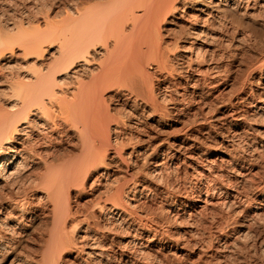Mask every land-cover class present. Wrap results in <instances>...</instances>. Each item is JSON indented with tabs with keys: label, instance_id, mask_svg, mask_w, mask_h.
<instances>
[{
	"label": "bare ground",
	"instance_id": "bare-ground-1",
	"mask_svg": "<svg viewBox=\"0 0 264 264\" xmlns=\"http://www.w3.org/2000/svg\"><path fill=\"white\" fill-rule=\"evenodd\" d=\"M42 5L6 29L0 21V264L230 261L231 247L254 236L264 190L256 195L261 207L241 206L243 187L234 184L254 176L238 169L231 175L230 160L208 156L207 142L221 143V137L264 150V56L231 82L227 97L229 68L222 61L249 34L237 32L243 24L234 15L262 17L264 0ZM254 82L256 88L244 89ZM71 137L78 140L73 157L64 153ZM111 144L120 146L112 155ZM236 144L226 147L227 157L237 153ZM179 163L188 169L181 172ZM225 180L230 189L217 186ZM250 182L244 187L256 186ZM100 184L85 210L72 201L74 190L81 195ZM154 196L165 202H151ZM40 200L52 204V225L30 260L21 245L39 218ZM209 205L239 210L243 221L227 217L203 238L194 217ZM171 221L187 227L172 232ZM255 233L247 246L258 245L263 254V236Z\"/></svg>",
	"mask_w": 264,
	"mask_h": 264
},
{
	"label": "rangeland",
	"instance_id": "rangeland-1",
	"mask_svg": "<svg viewBox=\"0 0 264 264\" xmlns=\"http://www.w3.org/2000/svg\"><path fill=\"white\" fill-rule=\"evenodd\" d=\"M66 1H70V0H35V1L34 0H6L5 3H7V4H4L3 3L4 8H3L2 11L0 9V12H1L0 13V21L2 22V24L4 23L3 24L4 27L6 25H7L6 27H8V23L12 19H14L16 17H19L21 15L22 16H25V15H28V14H32V13L34 14V13H36L35 11H37L38 9H40L43 6L42 4H45V5H50V4H56L57 5L58 4L59 5L58 7L62 9L63 8V3L66 2ZM92 3L93 2H90L88 5H90ZM42 8H44V7H42ZM61 9H58L59 11H61V14L58 15V16L61 15L60 18L62 16H64V12L62 13V10L63 9L62 10ZM58 16H57V18H59ZM234 16H235V18L237 17L236 19L239 20V23H242L245 26V27H243V25H241V27H239L237 29V32L238 33L239 32L240 33L241 32H247L249 34H248V36H245L246 38H244V40H243L245 42L241 43L240 46H237V48H235V49H230V51H229L230 53H228V51H227V56L224 58V60H222L225 64H227V68H229L228 74H227L228 77H229L228 80H227V83H228V85H227V91H225L224 97H227V95L229 94V91H231V87L233 89V86L234 85L232 86L231 85V82H233V81H235V82L236 81L237 82L240 81L247 74V72L249 71L248 69H249L250 64H253L254 62H256L260 58V56H264V18H262V17H264V14H263L262 17L261 16H259V17L256 16L254 18L253 17H247V16H241V15H234ZM6 27H5V29H6ZM233 32L230 30V33L231 34ZM257 74L258 73L256 71V72H254L252 74V76L253 77H257ZM226 84H224V85H226ZM236 86L239 87V85H236ZM253 87L254 88L257 87L256 82L249 84L248 87L245 86L244 89H250V88L254 89ZM230 93H232V91ZM259 125H261V127H264V121L259 122ZM74 137H75V135H74ZM74 137H71V140H64L65 141L64 142V146L66 145V150H65L64 153L66 155L67 154H70V155H67V156H71L72 155L71 157H73L74 154H77L78 153L77 152L78 149H77V145H76L77 142H78V140H75ZM224 140H228V139H225V138L223 139V138L219 137L217 141H220L221 143H219V142L218 143L217 142L212 143V142H209L208 141L207 142L209 144L208 156L215 157V156L223 155L226 158H228L230 161H227L225 163L226 164L225 168L227 167L226 169L227 170H230V171H231V169H233L231 171L232 173L229 172L231 175L233 174V172L236 171V169H238V171H241V170L245 171L246 174L243 171H241V172H243L247 176V178H248V176H250L249 178H251V176L252 177L254 176L253 177V180L254 181H252L249 178L248 179H249V181H251L250 183H254L255 182V185L258 186V188L256 186H254V184H253V187L250 186L251 188L250 187L249 188H246V187H248V185H252V184H248L249 181L247 183H244V184H240V183H236L235 182L234 185H235V187L238 190L240 188H242V187H243V189L245 188L244 190L243 189H240L241 191L239 190L242 195L244 194V196H242V198H241L242 199L241 206L248 207V205L249 206L252 205V206H257V207L260 206L261 207V204L256 199V195L258 193H260L261 191L264 190V156L261 157V155H264V152H263L264 150L260 146L257 147L258 146L257 144H256V147H255L254 146L255 144H253V143H251V147L243 146V148H244V150H243V148H240V147H242V145H244V143L241 142V144H239L238 142H236L239 145H237L236 143H234V144H236L235 147L237 148L239 146L240 150H238L239 148H237V153L236 154L234 153L233 155H231V158H230V157H227V154L232 153L229 150H231V145H234V144H232L229 141H224ZM234 140H243V139L237 137V138H234ZM224 143H225V145L222 146ZM247 145L250 146L249 143ZM116 146L117 147H120L117 144H111V145H109L108 148H107L108 149L107 150V152H108L107 154L112 155L113 152L116 149H119ZM126 147H129L128 144H127V146L125 145L123 147V150L122 151L126 150ZM226 147H229V150ZM232 147H234V146H232ZM254 148H257V149L259 148L260 150H255ZM241 149H242L243 152H241ZM246 149H247V151H246ZM252 149H254V150H252ZM259 151L260 152L262 151V153L260 154ZM109 152H111V153H109ZM252 152H253V154H252ZM239 153H240V156H239ZM247 153L250 154L251 156L248 155ZM258 154H259V157H257ZM238 156L240 158H237ZM253 156H256V157H253ZM254 158H255V161H254ZM234 159L235 160L236 159H239V160H237V163H236V161ZM251 161H254V162H251ZM246 162L247 163L250 162V163L246 164ZM112 165L113 166H111V167L113 169H116L118 167V165L120 166V162H117L116 165H114V164H112ZM231 165H233V166H231ZM177 167H179V170L181 172L182 171H185L186 169H188V168H186L185 164H181V163H179V165L177 164ZM252 171H256L257 173L256 172H252ZM247 172L252 173V174L254 173V174L253 175L252 174L249 175V173H247ZM192 181H194V179ZM147 182H148L147 185L150 186V190H152L153 192L154 191L155 192H158V190H155L153 188L154 185L149 180H147ZM218 182L219 183H218L217 186L221 185L220 187H223V189H225L227 187H231V183L227 182L226 180L224 181V183L225 182L226 183L225 184L223 183L224 185L222 183H220V181H218ZM227 183L229 185H227ZM103 185L104 184H102V185L101 184L100 185H96L95 187H93L94 190L92 188L91 189L88 188V186H87L86 193H82L81 195H77L76 194L77 192L74 190V194H73V197H72V201L74 200L77 203H80L81 206H77V207H79L81 210H82V208H84L83 210H85V207H88L90 205V202H91L90 200L97 193L96 192V188L100 189V187H102ZM238 185H240V186L242 185V186L239 187ZM244 186H246V187H244ZM192 188H193V190L196 189V186L193 183H192ZM259 188H262V189L260 190ZM227 189H230V188H227ZM245 190L247 191V193H245L246 192ZM152 191H151V193H153ZM193 193H194V191H193ZM215 193L217 194L219 192L217 190H215ZM244 197L247 200H245ZM250 198H252V199H250ZM254 200H255V202H254ZM33 201H35V200H33ZM150 201L151 202L152 201H155L154 203H158V204L160 202H165V201H163V198L162 197H158V196L157 197L154 196L153 198H151ZM36 204H37L36 205V208L37 209L35 210V213L37 215H39V218H38V220H36L34 222V225H33L34 228L33 227L31 228V232L29 233L28 238L26 237V240L24 242H22V245H21V248H23V249H21V251H22L21 253L24 252L21 255H24V254L32 255V256H29L30 258H28L30 260L36 258L38 256V254L40 253V248H38L39 247V243H41V240L44 237L45 233L50 229L49 226L52 225V220H51V214H52L51 213L52 212V210H51L52 209V206L51 205L52 204L49 203L48 200H44V201L43 200H40L39 202L37 201ZM77 205H79V204H77ZM161 205H163L165 207L166 203L165 204L164 203H161ZM158 207L159 206H156L154 204H151L150 205L151 210L153 212H155V213H157V212L160 211V207L159 208ZM217 207H219V206H213L212 207V206L209 205V206L206 207V209H203L204 211L202 210L201 213H203V214H200L199 213V214L196 215L198 217H194V220L197 221V222H195L197 224L196 225L194 224L195 226H197L195 228H197V230H199V234H200V231L202 230L201 235L203 234L202 235L203 238H207L209 232L211 231V229H214V227L218 223H222V221L223 222L226 221L227 220V217H228V219H229V217H232V219H234L233 220L234 222L235 221L236 222L243 221V216L240 215V213H238L239 210H237V214L238 215H236V210L234 212H232V211L226 209L227 207L226 208L225 207H222L221 210H223V211H221L220 210L221 207H219V208H217ZM210 209H211V211H210ZM205 211H207V212H205ZM163 214L165 216V213H163ZM262 214L264 215V212H262L259 215V217H258L259 219H258V221H256L255 226L254 225L252 226V229L251 230H252V233L254 234V236L252 235L251 238L249 237L250 240L249 239H246L245 240V241L248 240L246 246H244V243H243L245 241L242 240L241 242H239L237 244V246H234L235 248L231 247V250H233V252L230 250L231 255L229 254V257L227 258V260H230L232 262L226 261L224 264H264V253L262 254V252L259 251L258 245H256V247H249V246H251L249 243L251 242V244H252V241H253L252 238L255 237V234H256L255 231L257 233H260L261 236H263L262 238L264 239V228H263L264 226L262 225V224H264V216ZM49 220H51V221H49ZM168 227L173 232V231H178L180 229L186 228L187 227V224H184L182 222V224H178L177 225L173 221L172 223H169ZM202 236H200V237L202 238ZM212 242L213 243H212L211 246L216 245L214 240ZM24 243H25V245H24ZM241 245H242L243 248L242 247L239 248ZM247 245H249V246H247ZM253 248L254 249H257V250L254 251ZM162 250H163L162 253H164L165 255H167L169 257V259H171V260L174 259L170 251H168L167 249L166 250L165 249H162ZM209 251H213V250L211 249ZM218 251L219 252H223L222 250H218ZM28 263L30 264L31 262H28ZM5 264H7V263H5Z\"/></svg>",
	"mask_w": 264,
	"mask_h": 264
}]
</instances>
